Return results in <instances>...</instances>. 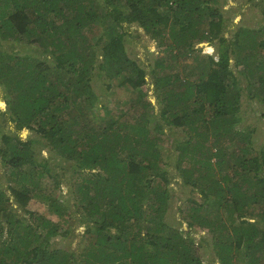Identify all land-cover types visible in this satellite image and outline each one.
Wrapping results in <instances>:
<instances>
[{
  "label": "trees",
  "instance_id": "trees-1",
  "mask_svg": "<svg viewBox=\"0 0 264 264\" xmlns=\"http://www.w3.org/2000/svg\"><path fill=\"white\" fill-rule=\"evenodd\" d=\"M227 1L0 0V126L14 127L0 134V264H264V145L242 108L245 95L264 117V4L257 25L230 27ZM132 23L158 47L148 63L127 52ZM117 88L140 96L114 101ZM34 137L67 166L39 156ZM168 165L201 196L178 205L181 218L167 214ZM61 230L77 240L54 244Z\"/></svg>",
  "mask_w": 264,
  "mask_h": 264
},
{
  "label": "rangeland",
  "instance_id": "rangeland-1",
  "mask_svg": "<svg viewBox=\"0 0 264 264\" xmlns=\"http://www.w3.org/2000/svg\"><path fill=\"white\" fill-rule=\"evenodd\" d=\"M264 2H256L255 4H247L243 0H228L222 7L221 11L223 12L224 16L228 18L229 21V26L230 27H236L238 24H242L245 26H253L257 25L259 21L261 20V12L260 10L262 9ZM94 33H97L95 30ZM125 45L126 49L129 55L132 57L137 58L139 61L142 63H148V61H152L153 56L157 53L158 47L157 45L151 40V38L146 35L143 32V29L140 26H137V24H130L128 28V34L126 35V40H125ZM197 47H202V50L214 53L216 54V58L219 59L221 55V51L223 50L225 54V49H221L216 46L215 44H207L205 42H200L196 45ZM97 50V57L99 55V47L96 46ZM230 65H233V59H229ZM96 73V72H95ZM98 75V72L96 73ZM146 77L148 78V82L144 84V90L148 93L146 96L147 98H150L151 101L154 102L153 96H152V85L149 82V75L147 74ZM98 81L103 82L106 81L107 79L103 76V72L101 75L97 76ZM120 85V83L118 82ZM118 86V85H117ZM116 87V86H115ZM115 89V93L112 97H114V101L117 99H123L126 96V93L129 91H121ZM4 90L2 86L0 85V100L3 101V104L0 105L2 110H5V101L3 97ZM132 97L139 98L140 93L134 90H130L129 92ZM145 97V96H143ZM242 108H243V121L244 124L247 126H254L255 127V132L253 133L252 137V143L257 145L258 148L262 147L264 145V117H259V109L260 105L255 102V101H249L245 95L242 96ZM8 127H12L14 129L13 125L9 122L7 124H1L0 126V134L3 131H7ZM163 129L165 130V134L163 133L162 137L164 138V143H163V150L166 154L169 156H175L177 154V151L172 147L171 142L172 139L175 137L177 131H175L172 127H169L168 124L163 123L162 125ZM23 128H26L28 130V135L26 133H23ZM18 131V133L23 137V138H31L32 139V132L27 128L23 127ZM175 132V133H174ZM181 131L179 130L178 133ZM154 133V131H152ZM174 133V134H173ZM36 139L33 140V146L38 152L37 154L39 156L45 155L50 157V161L53 162L58 168L66 167L67 166V161L63 158H61L59 155H56L54 150L52 149V141L50 138L46 137H34ZM57 168V169H58ZM168 174L170 175V182L169 186L171 187V200H170V205L168 207V212L167 214L170 215V217H176V218H181V215L178 212V205H182L184 201L186 200L187 197L190 195H193L196 197L198 200H201L200 194L196 190L190 189V187L184 186L180 183V178L178 174L176 173V170L174 169L173 166L168 165ZM63 178L61 180V183L59 182V188H57L54 191V194L59 196L61 199L66 198V190L68 188V183L72 180V172L70 169H65L64 175H61ZM1 179L4 180L3 177ZM53 184V182H51ZM28 206L33 209H37L40 211L45 212V204L39 200V198H34L30 200ZM52 218L56 219L57 217L55 215H51ZM78 226V225H77ZM77 230H81V226H78ZM64 230H61L58 234V239L56 237L54 238V244H58L60 247H67L68 245L71 244V240H73V243L77 240V237L70 235V236H65L63 235ZM196 238L200 242L199 245V250L200 247L206 245V239H199V235H203V237L208 238V233L206 229L200 228L197 233H195ZM206 247V246H205ZM201 248V252L205 254V256H210L213 254L211 251V248ZM204 256V255H203ZM204 256V257H205Z\"/></svg>",
  "mask_w": 264,
  "mask_h": 264
},
{
  "label": "clouds",
  "instance_id": "clouds-1",
  "mask_svg": "<svg viewBox=\"0 0 264 264\" xmlns=\"http://www.w3.org/2000/svg\"><path fill=\"white\" fill-rule=\"evenodd\" d=\"M3 104V101L2 100H0V105H2Z\"/></svg>",
  "mask_w": 264,
  "mask_h": 264
}]
</instances>
